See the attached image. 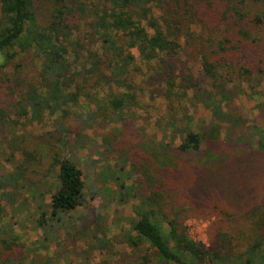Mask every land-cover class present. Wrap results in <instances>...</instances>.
I'll use <instances>...</instances> for the list:
<instances>
[{
    "label": "rangeland",
    "instance_id": "obj_1",
    "mask_svg": "<svg viewBox=\"0 0 264 264\" xmlns=\"http://www.w3.org/2000/svg\"><path fill=\"white\" fill-rule=\"evenodd\" d=\"M77 1L79 8L74 11L73 21L76 27L59 38L65 40L67 70L74 71L81 79L92 69L89 57L104 50L95 23L110 0ZM146 6L152 18L163 17V9L156 0H150ZM253 9L264 12L260 5H251ZM47 10L48 4L43 3L40 19H45ZM221 10L219 6L204 8L198 15L203 24L196 18L188 23L194 35L202 36V51L196 50L194 40L186 42L182 33L178 39L181 48L177 73H201V55L210 54L224 36L234 35L231 26L225 27ZM137 20L149 34L153 33L147 18L140 16ZM210 37L212 42L206 40ZM124 50L123 55L133 56L128 76L134 83L135 104L113 112L108 105V94L120 93L121 87L112 80L106 83L104 80L92 82V79L81 84L76 101L63 105L65 114L59 109L53 114L43 111L36 117L28 114L21 119L14 116L0 119V264H160L146 242L133 246L128 238L129 234L133 236L131 226L141 211L139 202L144 189L143 177L138 171V161L142 160L139 148L147 141L176 148L182 132L171 133L166 129V102L147 85L151 70L141 60L138 49ZM228 55L240 62L247 55L251 66H264V51L257 47L229 50ZM26 57L24 77L36 79L42 58L34 50ZM12 71L10 67L0 71V99L9 92L5 78ZM104 75L110 74L106 70ZM239 80L234 84L237 96L233 104L237 109L233 113L241 116L244 123L238 131L258 140L259 130L255 132L253 125L258 123L264 128V76L248 82L254 92L247 89V82L240 84ZM191 98L190 94L184 100L186 110L181 104L177 107L179 115L186 111L192 118L189 125L196 131L202 122L205 125L214 122V110ZM53 130H59L58 138L63 142L60 155L70 158L81 171L85 195L82 205L56 214L48 206L49 195L57 187L55 172L43 173L46 168L52 169L50 159L45 157L42 163L31 165L34 172L38 170V173H29L33 183L22 179L13 187L7 180L8 174L15 175L17 166L26 161L19 147H33L30 137ZM252 147L245 155L254 163L253 178L247 175L245 163L239 161L241 151L233 147L229 148L228 160L220 165L211 167L205 163L201 167L198 157L193 156L190 161L182 157L176 166L178 171L168 165L161 175L153 172L169 188L166 213L170 218L176 217L193 240L210 246L217 239L214 234L224 232L234 249L232 254L245 248L252 232L249 213L264 204V152H258L255 144ZM196 163L198 169L192 168L191 164ZM231 164L241 165L242 172L237 175L229 167ZM211 171L218 177H209ZM221 185L228 187L230 193L220 190ZM254 185L255 190L251 188ZM225 259H219L218 263L231 264Z\"/></svg>",
    "mask_w": 264,
    "mask_h": 264
},
{
    "label": "trees",
    "instance_id": "obj_2",
    "mask_svg": "<svg viewBox=\"0 0 264 264\" xmlns=\"http://www.w3.org/2000/svg\"><path fill=\"white\" fill-rule=\"evenodd\" d=\"M149 1L110 0V5L103 6L95 29L99 32L97 34L104 50L89 57L92 69L80 79L74 71L67 70L65 40L59 38L76 27L73 21L74 11L79 8L77 0H0V71L5 67L13 70L5 78L9 92L0 99V119L7 116L21 119L28 114L36 117L46 110L53 114L62 109L65 114L63 105L76 101L81 84L92 79V82L104 80L106 83L112 80L121 87L120 93L108 94V105L113 112L135 104L134 83L128 76L133 56L123 53L124 49L137 48L141 60L151 70L147 85L152 93L160 95L166 102V129L171 133L182 132V138L173 149L162 142L147 141L140 145L142 160L138 161V171L143 177L144 189L139 202L141 211L131 226L133 236H128L130 244L136 246L146 242L160 264H219L221 258H226L231 264H263L264 204L250 211V240L242 251L232 254L234 249L226 233L216 232V241L205 246L193 240L176 217H169L165 209L170 202L166 201L169 188L153 174L161 175L167 171L168 165L176 167L182 157L185 161L198 157L196 160L201 167L205 163L211 167L217 163L220 165L228 160L229 148L233 147L241 151L239 161L245 163L247 175L254 177V163L245 154L246 150L253 148V144L258 152H264V128L258 123L253 125L255 132L259 130L258 140L238 131L244 120L233 113L237 109L233 104L237 96L234 84L240 78L239 83L247 82V89L254 92V87L248 82L262 78L264 66H251L247 55L242 56L243 62L234 60L229 57L228 51L244 49L245 46L264 51V12L251 10V5H260L264 9V0H156L163 9L160 20L150 16L146 6ZM43 3L48 4L44 20L39 18ZM216 6L222 9L225 27L228 29L231 26L234 35L224 36L210 54L201 55V73H177L181 48L179 36L184 33L185 41L194 40L196 50L202 51L203 38L194 35L188 23L196 18L203 24L198 16L201 10ZM140 16L148 19L149 26L153 28L152 34L140 26L137 20ZM211 39L206 40L212 42ZM33 50L42 58L36 79L27 75L24 77L23 70L27 63L26 55ZM103 68L109 72V77L104 75L106 70ZM190 94L191 100L214 110V122L208 125L202 122L196 131L190 127L192 118L186 115V111L180 112V115L178 112V107H183ZM183 108L186 110V107ZM58 134L59 130H53L30 137L33 147H19L26 161L17 166L15 175L8 174L7 177L13 187L22 179L33 183L29 177V173L34 172L31 165L42 163L45 157L50 159L52 169L46 168L43 173L55 172L57 187L49 195L48 204L54 214L70 211L85 202L81 171L70 158L60 155L63 142ZM103 140L107 143V138ZM169 150H172L171 153ZM199 166L191 164L194 169ZM239 166L231 164L229 167L238 175L242 172ZM208 175L218 177L214 171L208 172ZM203 177L206 178L204 174ZM232 177L237 178L234 174ZM212 184L220 185L218 181H212ZM251 188L255 190L256 185ZM228 189L221 185L220 190L230 193ZM236 192L240 194L239 190Z\"/></svg>",
    "mask_w": 264,
    "mask_h": 264
}]
</instances>
